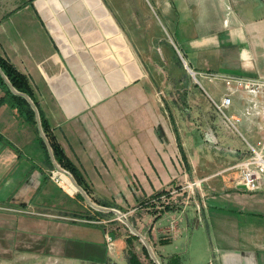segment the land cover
<instances>
[{"label": "crops", "instance_id": "obj_1", "mask_svg": "<svg viewBox=\"0 0 264 264\" xmlns=\"http://www.w3.org/2000/svg\"><path fill=\"white\" fill-rule=\"evenodd\" d=\"M120 5L108 8L117 16L119 41L127 43L115 66L112 46L98 50V19L88 0H0V55L28 77L35 101L24 98L36 112L35 123L19 114L7 95L15 93L0 84V243L31 250L30 260L128 264L125 238L112 234V247L107 241L118 214L103 208L136 214L141 231L149 224L147 234L163 257L161 240L178 243L191 226H202L208 247L221 254L219 264H264V190L244 189L236 167L248 157V143L262 137L264 95L208 80L201 87L191 74L264 77V0ZM150 40L160 46L151 63L145 45L133 44ZM162 68L175 80L151 76ZM226 95L232 97L228 113L242 119L243 141L215 131L210 142L203 134L212 112L207 96ZM41 113L90 196L74 176L83 195L51 179L59 164L43 137ZM165 216L169 225L157 228Z\"/></svg>", "mask_w": 264, "mask_h": 264}, {"label": "rangeland", "instance_id": "obj_2", "mask_svg": "<svg viewBox=\"0 0 264 264\" xmlns=\"http://www.w3.org/2000/svg\"><path fill=\"white\" fill-rule=\"evenodd\" d=\"M69 1L70 0H62L63 3H68ZM122 1H127V0H88V2L91 3L95 7L93 12L96 15V18L98 19L97 21L94 20V23H93V26H97L98 32L100 33V36L98 35L95 38L97 41L98 50L99 51L102 50V53H103L106 51V49L109 51V48L111 49V46H112L115 66H118V65L121 66V62L123 60L122 55H123V53H126L125 52L126 51V46H125L126 42L124 40H123L124 43H121V41H119V40L123 39V36L120 35L121 32H120V27H119L118 21H117V16L112 15L111 14L112 11H109L108 8H110V6L120 8L122 6V5H120L122 3ZM130 1H134V0H130ZM147 1H152V0H147ZM114 11L117 13L120 12L118 8L114 9ZM131 27H132V25H131ZM137 27H138L137 23L132 27V29L135 31V33H137V29H138ZM104 30H105V32H104ZM106 32H107V34H109V33L112 34V32H113V34H112L113 37H111L109 34L107 41L105 38L102 39L103 34H105ZM135 33L133 32V34H135ZM134 37H138V36L134 35ZM133 44L135 46L136 45H145V50H143V54L149 58V59H147L149 63H151V61L157 59L155 54L160 53L159 52L160 46L155 41L152 42L150 40V41H147L146 43L135 41V43H133ZM169 49L170 48H167V50H169ZM172 49H174V48H172ZM163 50H165L164 47H163ZM99 55H100V52H99ZM154 56H155V58H154ZM152 66H154V64H152ZM160 75L162 76L163 80H167V81L168 80H171V81L175 80V76L172 75L170 77V75L167 73L166 68H162L161 74L151 75V76L158 78V76H160ZM163 77L166 79H164ZM150 79L153 80V78H150ZM189 80H192V79L189 78ZM207 100L211 106L212 112L210 114L209 126L203 132L204 136L206 137V140H209L210 142H212V140L215 138H212L211 134L212 133L214 134L215 131H217L218 134H219V132H221L222 134L224 133V135L226 133L227 135H235L238 137L239 134L232 132V130L229 129L228 126L224 123L223 118L218 113V111L216 110V108L214 107V105L212 104V102L208 96H207ZM198 126L200 128H202L203 123H198ZM239 139H240V141H243L241 138H239ZM242 143H244V142H242ZM74 181H75V179H74ZM73 184L77 187L78 193L77 192H75V193L77 195H83L80 187L74 182H73ZM85 196L87 197V195H85ZM87 201H85V199L83 197L84 205L86 204L85 206L89 210H92L90 208L91 207L90 204H92V202L89 200V197H87ZM116 217H117L118 221L116 223H114L115 227L113 229V233H111V232L109 233V234H111V235H109L110 237L113 238V235L119 236V237H124L125 241H126L127 237L130 234L131 235H133V234L131 233L129 227L127 226V224L125 222L128 221L131 225H133V223H135L137 225H133V227L141 235H143L145 237L146 241L149 243V245L151 247V251H153V253L158 258L160 263L161 264L166 263L165 262L166 260L164 261L162 259L163 257L159 255L160 252L158 254V251L155 248L157 244H155V241L150 239V236L147 234V231H148L147 228L149 227V224H146V225H144V227H142V230L144 231L143 232L140 229L141 227L138 225V221L136 219L137 218L136 214L132 217L129 215L126 217H121L119 215H116ZM167 218L168 217L165 216L164 218L160 219L158 221V223L156 224V227L157 228H160V227L166 228L169 225V220ZM132 221H133V223H132ZM97 236L99 237L100 240L103 237V229L100 227H99V229H97ZM19 240H21L22 242L25 243V241L27 239H26V237L21 236V238L19 237ZM29 240H30V238H29ZM4 241H5V239L2 240V243H0V264H63V263H57L51 257H44V258L40 259V258H36L39 256H32V258H34V259L30 260L31 253H32L31 250H26V249H24V250H22V249L12 250L9 247L10 244L8 242L3 243ZM134 245H135V250L138 253V256L140 257L142 262L145 264H150L152 258L150 255H149V257H147L145 255V253L143 252V247H145V246H144L143 242L140 240V238L134 242ZM208 245H209V238H208V233L206 232L205 228L202 226H200L198 228H196L195 226H191L188 229V232L184 233L182 239L178 243L173 242V243L166 244L162 248L160 247V250L164 255H167L166 256L167 258L165 257L166 259H168V256L172 257L175 255H178L180 257L182 264H219L220 256H221L220 252H218L217 250H213V249L209 248ZM21 246L23 247L24 244H22ZM34 252H37V251H34ZM34 255H36V254H34ZM118 264H127V263H126V261H123V262L120 261Z\"/></svg>", "mask_w": 264, "mask_h": 264}, {"label": "built area", "instance_id": "obj_3", "mask_svg": "<svg viewBox=\"0 0 264 264\" xmlns=\"http://www.w3.org/2000/svg\"><path fill=\"white\" fill-rule=\"evenodd\" d=\"M191 74L198 85L202 87V81L208 80L210 82H220L224 84L229 90L236 92L244 91L249 94L258 96L264 95V77H244L237 75H228L220 73H208V72H195L191 71ZM211 102L223 118L224 123L235 133L242 136L240 131V124L242 122L241 117L228 113V110L232 106V97L226 95L221 101H216L211 98ZM262 119L264 120V112L262 113ZM262 137L255 144L248 143V157L237 164V168L240 170L239 184L245 187L249 192H258L264 190V126L261 129ZM64 178L70 180L73 183V175L70 171L64 169L60 165L56 166V169L51 173V179L60 185L63 189H67L64 185ZM190 185L191 186H194ZM177 191H171V194H176ZM168 197V196H167ZM163 196L164 199L167 198ZM123 217H126L122 214ZM110 247L114 245L112 237L107 238Z\"/></svg>", "mask_w": 264, "mask_h": 264}, {"label": "trees", "instance_id": "obj_4", "mask_svg": "<svg viewBox=\"0 0 264 264\" xmlns=\"http://www.w3.org/2000/svg\"><path fill=\"white\" fill-rule=\"evenodd\" d=\"M0 69L4 73V75L8 78L10 84L15 88L19 93L24 94L28 97H30L33 101H35L34 91L31 86V83L26 75L21 73L14 65H12L8 60L3 58L0 55ZM0 84L8 85L4 79V77L1 75L0 72ZM7 95H9V99L12 102L13 107L17 108L19 111V114L24 116L26 119L32 122H36V112L31 106V104L24 98V96L15 95L11 92H7ZM36 103V102H35ZM41 125L43 128V132L48 139V142L51 146L54 158L56 162L63 167L64 169L70 171L78 185L86 192L87 195L90 196V192L88 189V186L86 185V182L80 173V171L75 167V165L68 159L64 149L62 146L58 143L56 137L52 134L51 127L48 123V121L44 118V116L41 113ZM166 194L165 192L156 195L154 198L148 201V204L152 203V201L157 200L160 198L161 195ZM154 203V202H153ZM145 206V205H144ZM151 206H154V204ZM175 209L174 207H166L165 210L170 211ZM157 213V211H156ZM139 238L134 235H129L126 239L127 242V260L128 264H145L142 262L140 257L138 256V253L135 250L134 242L138 240ZM162 244H168V241L161 240ZM143 252L147 257H149V252L146 247H143ZM161 256V255H160ZM163 257V256H162ZM166 263L165 264H182L180 257L178 255L168 257L166 259L165 257L162 258ZM150 264H155L154 261L151 260Z\"/></svg>", "mask_w": 264, "mask_h": 264}, {"label": "water", "instance_id": "obj_5", "mask_svg": "<svg viewBox=\"0 0 264 264\" xmlns=\"http://www.w3.org/2000/svg\"><path fill=\"white\" fill-rule=\"evenodd\" d=\"M0 72H1V75L4 77L5 81L9 84V86L11 87L12 91L15 93V94H18V95H22L24 96L26 99H28V101L33 105V102L31 101V99L24 95V94H21L19 93L15 88H13V86L10 84L8 78L4 75V73L1 71L0 69ZM43 137L46 139L45 135H43ZM52 152V150H51ZM245 189V187H243ZM82 192H84L82 190ZM85 193V192H84ZM100 210H107V211H110V212H114L116 214H118L119 216L123 217L122 216V213L119 212L118 210H115V209H103V208H98ZM127 224V226L129 227L131 233L134 235V236H137L140 238V240L143 242L144 246L147 248L148 252H149V255L151 256L152 260L154 261L155 264H161L160 261L158 260V258L155 256V254L153 253V251H151V247L149 245V243L146 241L145 237L143 235H141L134 227L133 225H131L128 221L125 222Z\"/></svg>", "mask_w": 264, "mask_h": 264}, {"label": "bare ground", "instance_id": "obj_6", "mask_svg": "<svg viewBox=\"0 0 264 264\" xmlns=\"http://www.w3.org/2000/svg\"><path fill=\"white\" fill-rule=\"evenodd\" d=\"M64 185L66 186L67 190L70 191L71 193L74 191L77 192V189L74 188L72 182L70 180H67L66 178H64Z\"/></svg>", "mask_w": 264, "mask_h": 264}]
</instances>
